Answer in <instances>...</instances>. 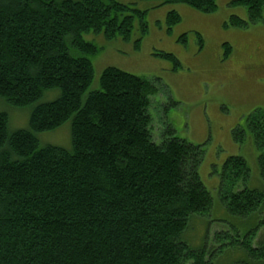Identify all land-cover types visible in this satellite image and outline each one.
Returning <instances> with one entry per match:
<instances>
[{
    "label": "trees",
    "instance_id": "trees-1",
    "mask_svg": "<svg viewBox=\"0 0 264 264\" xmlns=\"http://www.w3.org/2000/svg\"><path fill=\"white\" fill-rule=\"evenodd\" d=\"M164 2L216 9V0ZM230 4L245 7L247 18L232 15L226 26L245 29L263 19L264 0ZM145 14L117 0H0V97L22 107L46 89L60 90L33 106L28 128L9 132L8 114L0 112V264H221L215 261L228 245L244 253L233 264H264V235L252 244L259 225L244 235L216 232L215 248L193 249L182 239L189 220L208 213L212 200L198 172L203 145L175 136L169 126L153 140L149 96L163 88L160 78L106 67L99 88L83 99L94 73L86 55L97 51L83 34L128 39L137 21L141 39ZM179 21L169 11L167 30ZM179 39L185 42V34ZM231 52L224 43L223 57ZM155 54L179 65L172 53ZM67 120L71 149L39 145L37 132ZM245 124L264 182V109L249 113ZM244 133L233 129V139L242 143ZM219 176L227 212L263 215L264 224V189L246 186V160L228 156Z\"/></svg>",
    "mask_w": 264,
    "mask_h": 264
},
{
    "label": "rangeland",
    "instance_id": "rangeland-1",
    "mask_svg": "<svg viewBox=\"0 0 264 264\" xmlns=\"http://www.w3.org/2000/svg\"><path fill=\"white\" fill-rule=\"evenodd\" d=\"M117 1L131 3L146 12L147 33L139 39L138 23L134 21L128 39L120 36L107 39L103 33L83 34V39L97 48L94 54L86 55L94 73L83 99L99 88L100 75L106 67L148 79L160 78L163 88L149 96L153 140L159 142L162 130L169 126L175 136L203 145L204 155L198 172L212 200L208 213L189 220L182 239L193 249L205 244L215 248L219 246L214 243L216 232L229 230L232 233L236 229L244 235L259 225L252 241L255 245L264 235V224L259 222L263 215L249 218L230 215L219 198L218 187L223 161L228 156L240 155L249 167L246 186L264 189L257 163L258 151L245 124L249 113L256 108L264 109V7L263 19L242 29L226 26L232 15L247 18L245 7L231 5L230 0H216V9L212 12H201L183 3L169 4L164 0ZM171 10L179 13L180 21L168 31L166 15ZM182 34H185V42L179 39ZM197 34L201 36L202 45ZM224 43L231 45L230 62L229 56L223 57ZM155 51L172 53L179 65L156 55ZM70 53L82 55L73 48ZM59 94L56 87L46 89L36 102L22 107L11 105L0 97V112L8 114V131L28 128L33 106L52 101ZM235 128L245 131L242 143L233 139ZM36 136L40 146L50 144L69 150L70 120L54 129L37 132ZM230 240L229 237L224 241ZM221 256L215 262L233 264L244 253L240 248L228 245L223 247Z\"/></svg>",
    "mask_w": 264,
    "mask_h": 264
},
{
    "label": "crops",
    "instance_id": "crops-1",
    "mask_svg": "<svg viewBox=\"0 0 264 264\" xmlns=\"http://www.w3.org/2000/svg\"><path fill=\"white\" fill-rule=\"evenodd\" d=\"M244 18V17H243ZM248 28V27H247ZM240 34H242V33H240ZM229 62H230V56H229Z\"/></svg>",
    "mask_w": 264,
    "mask_h": 264
}]
</instances>
